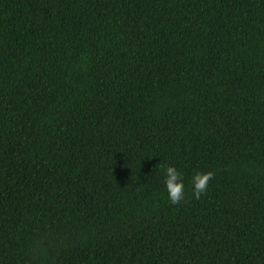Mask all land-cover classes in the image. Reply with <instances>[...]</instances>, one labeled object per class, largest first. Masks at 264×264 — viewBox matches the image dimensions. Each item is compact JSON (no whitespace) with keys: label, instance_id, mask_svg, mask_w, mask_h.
Wrapping results in <instances>:
<instances>
[{"label":"trees","instance_id":"1","mask_svg":"<svg viewBox=\"0 0 264 264\" xmlns=\"http://www.w3.org/2000/svg\"><path fill=\"white\" fill-rule=\"evenodd\" d=\"M0 264H264V0H0Z\"/></svg>","mask_w":264,"mask_h":264}]
</instances>
